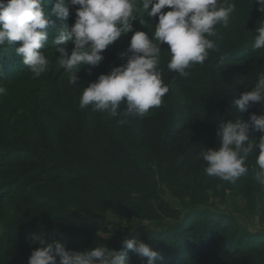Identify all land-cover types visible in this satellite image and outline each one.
<instances>
[{"label":"rangeland","instance_id":"rangeland-1","mask_svg":"<svg viewBox=\"0 0 264 264\" xmlns=\"http://www.w3.org/2000/svg\"><path fill=\"white\" fill-rule=\"evenodd\" d=\"M46 2L48 5L44 12L50 14L56 2ZM237 7L234 24L228 30L218 28V35L212 38L219 52H210L209 60L204 65L190 69L191 75L181 78V83L175 86L168 84L166 78L169 77V46L161 45L160 68L163 69V79L170 91L160 107H179L180 102L188 99L196 103V116L209 118L211 113L203 107L206 109L210 106L207 99L222 89L221 84L232 89H244L246 86V92L258 74L264 72V56L259 55V50L254 51L249 43L260 20L264 19V13L259 12V5L252 7V0H237ZM170 10L165 8L162 11L166 13ZM144 19L151 24L155 20V29L158 16ZM145 26L139 20L134 21L133 33L122 36L106 49L102 53L104 60L98 67L85 66L77 73L79 79L74 88L69 85L64 70H58V66L52 76L44 74L36 79L32 78L27 66L21 74H11L6 80L8 83H0L8 89L7 95L0 98V151H3L0 152V186L3 187L0 190V264H28L32 251L39 247L34 237L39 236L48 242L55 239L65 243L70 249L81 246L91 249V245H83L84 231L71 230L63 225L62 220H58L55 211L59 208L55 199L72 179L67 169H70L68 167L75 159V152L81 151L82 136L88 127L94 124L97 130L104 132L106 129L126 128L129 124L121 127L116 119L106 113L93 112L91 107L81 111L78 104L84 88L95 82L100 75L109 74L114 67L127 62V57L121 59L119 54L127 51L135 31H143L152 38L154 30H148ZM67 48L70 54L74 45L69 43ZM231 49L235 51L227 54ZM224 51L227 55L221 61L219 57ZM45 54L50 59V65L60 55L55 50ZM20 59L18 56V66L22 61ZM123 108L124 105H121L122 112ZM249 111L264 116V102L253 105ZM237 118L244 120L240 114L235 116ZM259 133L254 131L251 138L258 140L261 136ZM163 134L161 132L155 136ZM215 139L219 147L217 136ZM46 157L56 158L63 168L56 173L59 178L42 183L46 177L45 168H42ZM254 160L255 154L249 157V164L254 163ZM203 163L200 160L197 164L202 174L192 184H179L173 178L161 182V197L170 211L163 214L159 221L123 217L116 206L90 212H81L72 207L69 210L89 225L88 232L97 240L108 242L115 250H120L122 239H130L136 229H144L148 240L154 241L155 235L159 234H185L186 225L190 221L189 225L197 224L199 219L196 229L201 233L213 218L216 224L219 222L223 228H229L220 231L219 236L212 239L215 243L212 248L206 249L210 247L209 242L205 245L203 258L198 257L196 262L189 260L187 264H264V188L250 180L253 175L251 169L233 185L207 176ZM219 184H223V187H218ZM154 203L158 205L156 201ZM203 204L207 205V208H202L203 212L194 214L189 211L190 207ZM75 242L81 244L71 246ZM231 246L242 248V257L233 260L223 258V252L230 250Z\"/></svg>","mask_w":264,"mask_h":264},{"label":"clouds","instance_id":"clouds-1","mask_svg":"<svg viewBox=\"0 0 264 264\" xmlns=\"http://www.w3.org/2000/svg\"><path fill=\"white\" fill-rule=\"evenodd\" d=\"M45 2L0 0V50L22 42L15 47V54L29 67L32 78H39L50 69V59L41 51L48 42L46 29L52 24L49 15L67 20L70 6H79L74 24L63 25L53 41L56 46H65L55 48L60 54L56 64L58 70H64L72 87L77 84L81 69L98 67L106 49L122 36L133 33L134 21L146 25L144 17L158 16L152 38L143 31H135L127 51L119 54L121 59L127 57V62L114 67L109 74L100 75L83 89L80 97L81 111L91 107L93 112L116 119L121 127L159 108L170 91L160 68L162 44L169 46L168 71L188 78L190 69L209 60L210 52H219L212 38L218 35V28L228 30L238 12L237 0H58L46 15L42 7ZM254 5H259V12L264 13V0H252ZM165 8L171 10L165 13L162 11ZM69 43L74 45L70 54ZM249 43L264 56V19ZM220 59L223 61L224 57ZM249 89L233 102L241 114L264 102V72L258 74ZM7 93L8 89L0 84V98ZM254 131L261 133L258 140L251 138ZM216 136L219 147L205 149L197 156L206 165L205 174L234 185L251 169L256 185L264 188V116L252 113L247 121L242 118L222 121ZM254 154V163L249 164V157ZM34 241L39 247L32 251L28 264H130L129 251L140 259L146 258V264L163 262L160 252L139 239H122L120 250L98 244L85 251L70 249L55 239L48 242L43 236L34 237Z\"/></svg>","mask_w":264,"mask_h":264},{"label":"trees","instance_id":"trees-1","mask_svg":"<svg viewBox=\"0 0 264 264\" xmlns=\"http://www.w3.org/2000/svg\"><path fill=\"white\" fill-rule=\"evenodd\" d=\"M54 2L58 3V0H54ZM47 5V2L42 5L44 11ZM78 7L70 6V15L67 20H60L46 14L50 16L52 24L46 29L48 42L46 48L41 51L46 53L54 51L56 47H65L64 45L56 46L53 41L58 37L59 29L63 25L69 23L68 26L71 27L74 24L75 12ZM154 23L155 20L152 24L148 22L145 28L153 29ZM20 45L21 42H14L13 47L6 49L8 51L0 50V71L3 73L0 83H8L6 80L11 74H21L24 69H27L22 61L21 65L16 64L18 56L15 54V47ZM229 51L226 53H233L235 49ZM226 53L224 51L221 56L224 57L227 55ZM50 66L51 70L47 71L45 76L54 74V69L58 66L56 60ZM166 78H168V84L172 86L181 83V77L177 73L169 72V77ZM221 86V90L208 97L210 106L206 109L203 107L204 110L211 113L212 116L209 118L196 116L194 111L196 103L186 99V101L180 102L179 107L171 105L150 110L145 118L132 120L128 127L122 128L125 130L106 129L103 132L97 130L94 124L88 127L82 136L81 151L75 152V159L68 167L70 169H67L72 179L69 177L71 181L68 186L61 190L55 199L60 212L59 215V212L55 211L58 220H62L63 225L65 224L71 230L84 231L85 243L83 245H91V249H94L98 244H103L109 249H113V247L106 241L97 240L93 234L89 233V225L81 217L71 213L69 210L71 207L81 212H90L116 206L121 215L126 218L161 220L162 215L170 211L161 197V182L173 178L179 184L184 182L192 184L202 174L197 165L200 163L197 158L199 153L205 149L218 148L215 136L221 122L234 121L237 114L243 116L247 121L252 114L250 111L239 113L233 103L244 93L246 86L244 89L240 87L232 89L230 86L225 88L222 84ZM192 124L193 128H191ZM161 132L164 134L159 137L155 136ZM42 166L46 173L42 183L49 179L59 178L56 173L63 168L60 161L49 157L44 158ZM204 166L206 165L204 164ZM59 180L61 181V179ZM250 180H253L252 177ZM1 189H3L2 186H0ZM1 199L0 196V202ZM155 201L158 205L154 203ZM206 206L204 204L192 206L189 211L194 214L200 213L204 208H207ZM1 214L2 205H0V219ZM199 222L200 219L197 220V224L189 225L188 223L185 228L187 233H180L178 236L168 232L155 235V240L149 241L144 229H136L130 239L142 240L153 250L160 252L163 262H168V264H187L189 260L196 262L197 258L204 254L205 245L210 243V247L207 246L206 249L212 248L215 245L212 239H216L220 231H226L229 228H223L219 222L216 224L212 218L207 224V229L205 228L199 233L196 229ZM1 229L2 227H0V232ZM221 241L223 240L221 239ZM78 244L81 243L75 242L71 246H78ZM75 250L85 251L88 248L81 246ZM242 250L240 247L231 246L230 250L223 252L222 257L229 260L242 257ZM129 259L130 264H146V258L140 259L130 251Z\"/></svg>","mask_w":264,"mask_h":264}]
</instances>
